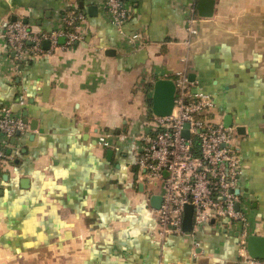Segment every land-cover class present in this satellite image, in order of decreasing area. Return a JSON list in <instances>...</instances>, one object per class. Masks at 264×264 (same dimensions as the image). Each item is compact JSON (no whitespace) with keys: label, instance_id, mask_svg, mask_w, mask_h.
<instances>
[{"label":"crops","instance_id":"crops-1","mask_svg":"<svg viewBox=\"0 0 264 264\" xmlns=\"http://www.w3.org/2000/svg\"><path fill=\"white\" fill-rule=\"evenodd\" d=\"M197 2L130 0L122 30L104 0H0V106L31 126L0 132V264H251L240 241L264 235V0H215L207 17ZM72 4L87 15L83 39L16 67L6 22L22 17L50 31ZM180 70L213 95L218 117L230 113L245 128L236 148L246 224L212 219L159 239L161 180L145 181L134 149L155 81ZM105 131L110 147L98 140Z\"/></svg>","mask_w":264,"mask_h":264},{"label":"built area","instance_id":"built-area-1","mask_svg":"<svg viewBox=\"0 0 264 264\" xmlns=\"http://www.w3.org/2000/svg\"><path fill=\"white\" fill-rule=\"evenodd\" d=\"M110 21L123 30L131 16L130 0H104ZM87 20L86 13L77 5L62 11V24L50 31H38L22 17L9 19L3 28L8 50L15 53L17 62L29 60L36 54H47L53 47H69L83 39L80 26ZM195 7L191 9L189 29L195 32ZM60 37L65 38L60 43ZM50 41V47L43 42ZM176 84L175 104L171 114L152 112L148 119L149 131L143 129L135 146V165L145 181L156 186L161 180V203L157 210L156 237L162 239L168 233H186L183 219L186 204L194 205L193 228L214 220L228 219L246 224L241 202L240 179L243 162L236 148L237 128L227 126L217 116L213 95L197 80H191L185 70L173 78ZM27 95L19 102L27 103ZM189 123V136L184 134ZM31 129L30 122L10 105L0 106V132L6 137ZM99 142L110 147L112 132L99 135ZM7 154L0 145V165ZM239 203V207H238ZM246 236V229L243 231ZM241 254L251 264H264V258L252 257L246 248V238L241 241ZM168 264H185L180 261Z\"/></svg>","mask_w":264,"mask_h":264},{"label":"water","instance_id":"water-1","mask_svg":"<svg viewBox=\"0 0 264 264\" xmlns=\"http://www.w3.org/2000/svg\"><path fill=\"white\" fill-rule=\"evenodd\" d=\"M197 9L199 15L201 16H212L215 10V0H198ZM45 47L50 46V41L45 40L43 42ZM191 80H194L190 76ZM175 94H176V84L172 78H159L155 81L154 90L152 95V110L158 115H168L171 114L174 104H175ZM224 122L227 126L232 125L234 120L232 114L228 113L224 117ZM189 123L185 124L184 134L189 136L188 130ZM147 131L150 130L149 127L146 128ZM237 130H245L243 125H237ZM19 133V132H18ZM113 149L108 150V155L111 156ZM160 199L155 203L156 207L160 206ZM239 207V203H238ZM193 212L194 205L192 203L186 204L185 215L183 219V229L185 231H191L193 228ZM247 252L250 256L256 258H264V235L250 234L246 243Z\"/></svg>","mask_w":264,"mask_h":264},{"label":"trees","instance_id":"trees-1","mask_svg":"<svg viewBox=\"0 0 264 264\" xmlns=\"http://www.w3.org/2000/svg\"><path fill=\"white\" fill-rule=\"evenodd\" d=\"M150 102H152V99L150 100ZM151 111V110H150Z\"/></svg>","mask_w":264,"mask_h":264}]
</instances>
